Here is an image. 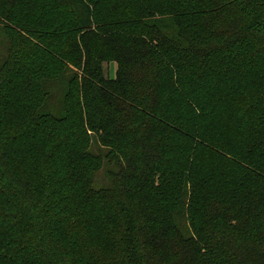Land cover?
I'll return each instance as SVG.
<instances>
[{
  "label": "trees",
  "instance_id": "obj_1",
  "mask_svg": "<svg viewBox=\"0 0 264 264\" xmlns=\"http://www.w3.org/2000/svg\"><path fill=\"white\" fill-rule=\"evenodd\" d=\"M0 31V264H264V0H0Z\"/></svg>",
  "mask_w": 264,
  "mask_h": 264
},
{
  "label": "rangeland",
  "instance_id": "obj_2",
  "mask_svg": "<svg viewBox=\"0 0 264 264\" xmlns=\"http://www.w3.org/2000/svg\"><path fill=\"white\" fill-rule=\"evenodd\" d=\"M8 43L4 37L2 31H0V62L7 56ZM116 64H110L104 66V73L106 76L114 79L116 76ZM115 168L104 166L99 172L94 175V186L95 188H110L112 186L113 173L116 172Z\"/></svg>",
  "mask_w": 264,
  "mask_h": 264
}]
</instances>
